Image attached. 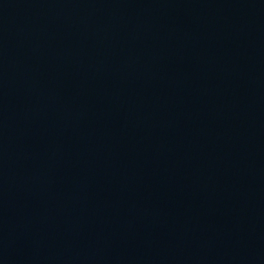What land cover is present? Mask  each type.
Returning <instances> with one entry per match:
<instances>
[{"label":"water","instance_id":"obj_1","mask_svg":"<svg viewBox=\"0 0 264 264\" xmlns=\"http://www.w3.org/2000/svg\"><path fill=\"white\" fill-rule=\"evenodd\" d=\"M264 42V0H191Z\"/></svg>","mask_w":264,"mask_h":264}]
</instances>
